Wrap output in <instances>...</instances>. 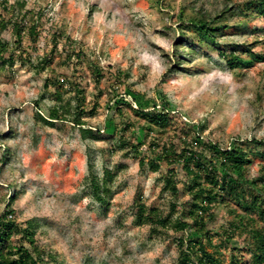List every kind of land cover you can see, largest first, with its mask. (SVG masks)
<instances>
[{"label":"rangeland","instance_id":"374dc122","mask_svg":"<svg viewBox=\"0 0 264 264\" xmlns=\"http://www.w3.org/2000/svg\"><path fill=\"white\" fill-rule=\"evenodd\" d=\"M21 1L26 5L14 14L37 22L39 35L31 43L26 33L20 47L24 59L0 66L1 211L14 196L16 222L26 226L36 220L43 264H176V239L190 237L189 230L159 227L155 232L149 224H136V200L141 197L163 217L174 212L176 219L188 196L164 189L166 163L152 172L139 165L129 145L144 141V154L154 139H180L198 127L205 139L224 147L237 142L264 152V145L250 141H264V61L231 68L219 52L237 49L236 55L248 58L243 50L250 47L264 54V17L255 4L247 8L249 0ZM222 12L227 26L218 31L215 43L186 27L191 20ZM0 38L13 45L11 25ZM180 42L186 45L176 47ZM79 51L80 60L68 57ZM43 58L49 64L41 70ZM93 62L102 68L100 81L94 78ZM164 103L172 123L152 133L130 107L150 110ZM58 105L70 113L45 124L40 116L47 117ZM81 108L86 111L82 126L92 131L85 136L75 121ZM121 140L130 143L123 147ZM252 159L249 178L264 170V157ZM105 169L114 176L107 205L93 198L87 181L92 174L103 178ZM177 178L182 189V172ZM172 204L177 205L174 211ZM215 212L207 224L212 234L233 218L223 206ZM12 240L31 249L20 235ZM214 241H220L219 235ZM247 242L239 234L228 241L249 262Z\"/></svg>","mask_w":264,"mask_h":264},{"label":"trees","instance_id":"16d2710c","mask_svg":"<svg viewBox=\"0 0 264 264\" xmlns=\"http://www.w3.org/2000/svg\"><path fill=\"white\" fill-rule=\"evenodd\" d=\"M0 3V8L3 9L0 12V32L11 25L15 35L14 46L0 38V66L4 67L8 63H13L16 57L24 59L22 51L25 49L21 50L20 47L26 33L31 43L37 42L39 34L37 22L27 19L25 14L21 18L14 14L15 8L19 7L22 11L26 5L24 1L16 0L13 4H9L8 1L2 0ZM253 4L264 17V0H249L247 8H251ZM5 14H9L10 17L7 18ZM224 14L225 12H222L215 18L203 17L191 20L186 23V27L197 32L207 41L215 43L218 31L227 26L222 24L221 19ZM185 45V42H180L176 47ZM236 51L237 49L229 54L219 51L231 68L249 67L254 60L264 61V54H256L250 47L243 50L248 53V58L236 55ZM80 53L81 51L75 52L68 57L72 58L75 55L80 60L82 57ZM42 62L38 64L41 70L49 64L46 58H43ZM178 63H181L180 59ZM91 65L95 73L94 78L100 81L103 76L102 68L95 62ZM75 91L80 93V88L76 87ZM57 93L58 99L61 100L62 95L59 90ZM130 107L133 112L145 119L147 123L145 129L149 133L155 129L166 130L172 123L173 117L166 103L162 106L154 104L150 110L135 108L132 105ZM120 108L117 107V110L121 111ZM93 109H91L92 114L95 113ZM85 112L84 108H81L75 114V121L77 125H80L82 136L92 132L91 129L82 126L81 113ZM63 113L64 115L70 113V110H64V107L58 105L50 110L47 117H40L45 124H50L52 121L65 120ZM202 131L203 128L197 127L191 136L188 130L180 139L177 136L165 141L154 139L149 143V151L144 154L140 150L144 141L140 140L137 144L129 145L130 142L121 140L119 145L127 147L128 144L132 151L137 153L140 166L148 165L152 172H157L163 163H166L168 169L164 177V189L175 194L182 191L188 196L180 216L176 219H172L174 212L163 217L158 209L147 208L138 196L135 223L149 224L155 232L159 227H171L182 232L189 230L190 234L187 235L190 237L182 235L176 239L179 252L176 264H264V170L254 178H249L248 175V167L253 163V155L258 154L264 157V152L244 147L237 142L224 147L218 142L205 139L201 134ZM93 137L96 138L94 135ZM250 141L259 147L264 145L263 140L253 138ZM179 172H182L184 176L182 189L178 186ZM113 177L112 172L105 169L103 178L100 179L95 174L87 178L93 198L103 205L109 204L107 196L111 191L109 184L113 181ZM15 199L14 196L10 197L5 210L2 212L0 209V264H43L45 251L36 245L35 239L38 224L33 219L28 220L26 226L16 222L13 218L15 210L11 206ZM218 206H223L233 218L228 220L226 225L216 232L217 234H212L207 229V224L215 220V211ZM176 207V204H172V211ZM237 234L245 235L248 239L246 244L248 246L245 248L251 255L249 262L243 260L242 255L241 257L236 254L238 253L236 251L241 252L239 248L235 247L231 250L229 246V238ZM14 235H20L29 243L31 249L26 248L23 242L20 244L13 242ZM217 235L220 237L218 243L214 241ZM227 250L230 251L228 261L225 257Z\"/></svg>","mask_w":264,"mask_h":264}]
</instances>
